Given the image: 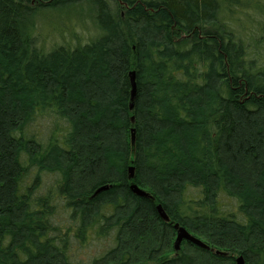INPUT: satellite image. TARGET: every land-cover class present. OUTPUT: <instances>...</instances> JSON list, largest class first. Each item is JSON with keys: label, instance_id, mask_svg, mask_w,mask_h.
I'll use <instances>...</instances> for the list:
<instances>
[{"label": "trees", "instance_id": "16d2710c", "mask_svg": "<svg viewBox=\"0 0 264 264\" xmlns=\"http://www.w3.org/2000/svg\"><path fill=\"white\" fill-rule=\"evenodd\" d=\"M239 257L264 264V0H0V264Z\"/></svg>", "mask_w": 264, "mask_h": 264}, {"label": "water", "instance_id": "95a60500", "mask_svg": "<svg viewBox=\"0 0 264 264\" xmlns=\"http://www.w3.org/2000/svg\"><path fill=\"white\" fill-rule=\"evenodd\" d=\"M132 82H133V92L135 90V82H134V76L132 77ZM133 191L134 193L138 194L139 196L142 197H147V194L144 192H141L139 189H137L136 185L133 186ZM158 213L161 215L162 219L165 220L166 222H168V217L167 215L163 212V209L161 207V205H159L157 207ZM175 229H176V241L174 243V247L176 251H179L181 249V244L184 241H187L193 245L199 246L202 249H209V247L207 245H204L199 239H197L195 236L190 235V233L187 232V230L183 227H180L179 225H175ZM237 264H244L243 262V258L239 257L237 260Z\"/></svg>", "mask_w": 264, "mask_h": 264}, {"label": "rangeland", "instance_id": "374dc122", "mask_svg": "<svg viewBox=\"0 0 264 264\" xmlns=\"http://www.w3.org/2000/svg\"><path fill=\"white\" fill-rule=\"evenodd\" d=\"M94 254V253H93ZM86 258V257H85Z\"/></svg>", "mask_w": 264, "mask_h": 264}]
</instances>
